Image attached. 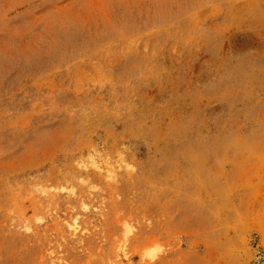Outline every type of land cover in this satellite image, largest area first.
I'll use <instances>...</instances> for the list:
<instances>
[{
  "label": "rangeland",
  "instance_id": "374dc122",
  "mask_svg": "<svg viewBox=\"0 0 264 264\" xmlns=\"http://www.w3.org/2000/svg\"><path fill=\"white\" fill-rule=\"evenodd\" d=\"M0 264H264V0H0Z\"/></svg>",
  "mask_w": 264,
  "mask_h": 264
}]
</instances>
